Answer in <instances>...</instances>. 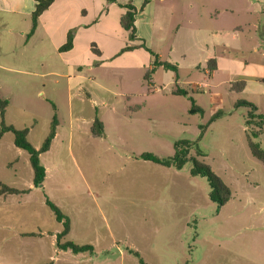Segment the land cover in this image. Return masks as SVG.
Listing matches in <instances>:
<instances>
[{"label": "rangeland", "instance_id": "rangeland-1", "mask_svg": "<svg viewBox=\"0 0 264 264\" xmlns=\"http://www.w3.org/2000/svg\"><path fill=\"white\" fill-rule=\"evenodd\" d=\"M227 2L208 5L213 20L203 13L201 23L172 16L150 41L153 55L143 49L122 52L135 42L116 30L102 54L96 46L99 53L88 49L76 57L34 50L31 74L0 72L5 82L0 99L12 101L8 120L27 126L35 148L57 118L61 146L43 159L56 161L59 170L48 178L47 189L54 188V176H63L74 197L84 196L83 205L110 209L106 218H97L104 228L113 219L116 237L101 249L113 258L125 255L115 262L97 254L58 255L48 232L59 224L46 205L49 194L36 189L0 200V264H140L133 251L145 264H264V166L249 149L250 138L264 149V0ZM230 7L233 15L226 12ZM210 29L220 38H212ZM176 34L181 46L171 51ZM45 54L55 76L36 75L45 72ZM157 58L177 71L156 67ZM210 58L217 63L212 72ZM241 81L245 88L234 89ZM178 89L186 94H176ZM193 105L203 113H192ZM95 119L106 124L107 138L92 137L89 124ZM180 140L193 142L189 157L209 165L230 188L224 206L210 200L205 177L191 175V161L178 170L140 158L145 153L172 157ZM33 178L28 153L7 133L0 148V183L29 189ZM39 232L43 235L22 236Z\"/></svg>", "mask_w": 264, "mask_h": 264}, {"label": "crops", "instance_id": "crops-1", "mask_svg": "<svg viewBox=\"0 0 264 264\" xmlns=\"http://www.w3.org/2000/svg\"><path fill=\"white\" fill-rule=\"evenodd\" d=\"M144 1L145 0H118V2H110L108 0H55L54 3L40 16L38 27L35 33L28 38L27 35L31 30L32 14L36 9L38 3L37 0H0V72L2 70H7L23 75L31 74L32 72H30V65L35 61V57L34 55L32 56L31 52L35 50L37 54L41 52L47 53L52 49L58 50L59 53H62L59 51V49L66 43L68 34L70 32H73L74 35L73 47L72 49L63 53L76 57L79 55L80 51H86L88 49L92 50V46L95 45L100 50V54H102L103 49H105V47L110 44V40L112 39L113 33L116 32V30L126 32L120 24L121 17L126 12L122 5L126 4H131L139 10L135 17V25L137 30L136 35L138 40L134 41V45L141 43V40H143L146 47L151 51L152 49L150 46V41H152L155 31H164L165 28H163V26L166 24V22H168V20H171L172 16H175L178 22L189 18L191 21L201 23L203 20V13L206 18L211 17V20H213L214 9L210 6L208 7V5L212 3V0H148V3L144 9L140 10ZM244 1L246 2L249 0ZM229 5H231V0H228L227 2V6ZM232 9L233 7H230L226 12H229L230 15H233ZM111 13L114 14L112 18L113 23L115 24L114 27L107 25ZM214 20L216 22L217 16H214ZM177 31H181V24H178ZM208 32L212 38H220L219 34L215 30L212 31L210 29ZM177 35L179 34L175 35V40L171 46V51L177 50L181 46L178 39L179 36ZM58 38L61 39L60 42H58ZM202 43L204 46L208 47V44H206L205 41H202ZM216 43L221 44V41L218 40ZM122 46L123 44L120 46V48ZM223 46L224 48H228V46L225 44ZM143 50L148 52L145 49ZM47 61L48 60L45 54L41 62V66L45 72L42 74L36 73V75H43L46 77H52L56 75V72L52 69L54 67H52L50 64H45ZM4 83V80L0 78V91L2 90ZM11 106L12 101L10 99L6 109L5 122H8V124L13 126L15 125V127L18 129L27 128L25 124L19 125L17 122L8 120L9 114L11 112ZM94 121L95 120L89 124L91 134ZM100 122H102L104 126V135L98 138L103 139L105 136L107 138L106 124L102 120H100ZM57 127L59 126L57 125ZM5 136L6 134L0 139V148H2L3 138ZM58 138L59 132L57 129L56 136L52 142L50 150L40 156L41 163L46 170V178L44 180L43 186L34 187L33 185V187L29 189H19L29 190V192L19 195H1L0 200L6 201L10 196L13 195L29 196L32 192H34V190L42 189L43 192L45 191L44 193H48L50 196L49 198V196L46 194L48 198L46 200H50L55 205H57L70 219L71 228L65 239L78 245H91L94 248L93 253L89 254V252H85L74 254L75 256H92L93 254H97L96 257L100 260L101 257H103V260L101 261L108 262H115L117 261L116 259L125 258V255H119L116 256V258H113L115 257L114 255H111L108 251L101 249L102 246L111 245V242L116 237V226L113 222V219H111V221L106 220L108 221V224L104 228L98 222L97 218L99 214L103 217H105L106 212L110 214V209L101 207L99 205L95 207L83 205L84 196L82 195L80 199L78 197H74L73 193L70 191V186L67 185V181L63 176H61L59 180H57V176H54V188L50 190L47 189V180L53 174V172L55 173L57 170H59V164L54 160H50L48 163H45L43 156L50 153L55 146H61V144L57 143ZM36 147L39 149L38 146ZM127 158H129V155ZM142 160L145 162H150L144 159ZM85 182L89 186L88 182ZM58 190L62 194L58 197H54L50 192H57ZM76 201H81V205H76ZM58 224L59 226H57L52 232H48V234L53 238L56 247L57 235L63 230V225L59 222ZM104 229L105 231H103ZM42 235V232L37 234L22 233V236L36 237ZM57 249L58 255L60 253H66L69 251L60 250L58 247Z\"/></svg>", "mask_w": 264, "mask_h": 264}, {"label": "trees", "instance_id": "trees-1", "mask_svg": "<svg viewBox=\"0 0 264 264\" xmlns=\"http://www.w3.org/2000/svg\"><path fill=\"white\" fill-rule=\"evenodd\" d=\"M55 0H37V6L35 11L32 14V26L31 30L28 33L27 37H31L37 27H38V21L40 16L43 14L44 11H46ZM110 2H118V0H108ZM148 3V0H145L142 4L140 10H143L146 4ZM122 7L126 10L125 14L121 17L120 24L121 27L128 33L129 40L130 41H136L137 35H136V15L139 12V10L131 5L126 4L122 5ZM73 40L74 35L73 32H70L67 37L66 43L59 49L60 52H65L73 47ZM95 45L92 46V50L97 52L95 50ZM145 49L150 54H154L151 50H149L145 42L141 40L140 44L137 45H127L122 49V52L127 51H133L136 49ZM99 53V52H97ZM156 67H163L165 69H170L173 71H177V67L168 63V62H162L159 61L158 58L156 59L155 63ZM217 64L214 59H211L209 61V68L211 69V72L216 70ZM150 76L149 74L145 75V79H148ZM246 86V83L244 81H241L237 84L233 85V88L239 89V91L243 90ZM176 94H186L184 90L178 89L175 91ZM246 105H249L248 103H243ZM8 106L7 100H0V139L7 133H12L14 136V144L17 148L26 151L29 155V161L31 164V167L33 169L34 178H33V185L34 187H42L44 180L46 178V170L43 164L41 163L40 156L43 153H46L50 150L52 142L56 136L57 132V118L56 116L53 117L50 131L48 136L46 137L45 141L43 142L42 146L37 149L35 148L31 142L28 140V132L29 130L27 128L25 129H18L13 125H8L5 122V115H6V109ZM253 110H256V107L253 105H250ZM192 113L201 112L203 113V110L199 107H195L193 105V108L191 110ZM220 113H217L213 116L212 120H214ZM250 120L248 121L249 124ZM92 135L95 138L102 137L104 135V126L102 122H100L98 119H95L93 126H92ZM203 135V132L201 133V136ZM252 137L256 138L257 133L252 132ZM193 142H190L188 140H180L177 141L174 145L175 153L174 156L168 157V158H159L153 154L145 153L140 156L141 159L153 162L155 164L164 166V167H175L178 170H181L184 165L191 161L193 164V167L191 169V175L192 176H202L205 177L209 183L210 186V192H209V198L211 201L217 203L218 207L224 206L230 199H231V190L230 188L216 175V173L211 169V167L195 157H189L190 150L193 148ZM249 149L253 157L258 159L262 162L264 166V149L261 147L260 142H256L249 139ZM199 153H201L200 150H198ZM29 190H19L16 188H12L10 186H7L3 183H0V196L1 195H12V194H26ZM46 205L51 210V212L54 214L55 219L57 222L61 223L63 225V230L60 234L57 235V247L60 250L64 251H71L73 254H80V253H93L94 248L91 245H78L74 242L68 241L65 238L70 232L71 223L68 216H66L62 210L55 205L50 200H46ZM134 254L139 258L140 264H145L144 261L140 258L139 253L133 251Z\"/></svg>", "mask_w": 264, "mask_h": 264}, {"label": "built area", "instance_id": "built-area-1", "mask_svg": "<svg viewBox=\"0 0 264 264\" xmlns=\"http://www.w3.org/2000/svg\"><path fill=\"white\" fill-rule=\"evenodd\" d=\"M198 87H200V88H201V86H199V85H198Z\"/></svg>", "mask_w": 264, "mask_h": 264}]
</instances>
